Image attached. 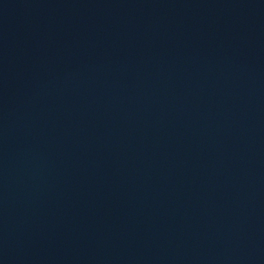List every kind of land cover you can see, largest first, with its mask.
Here are the masks:
<instances>
[{"label":"water","instance_id":"water-1","mask_svg":"<svg viewBox=\"0 0 264 264\" xmlns=\"http://www.w3.org/2000/svg\"><path fill=\"white\" fill-rule=\"evenodd\" d=\"M0 264H264V0H0Z\"/></svg>","mask_w":264,"mask_h":264}]
</instances>
